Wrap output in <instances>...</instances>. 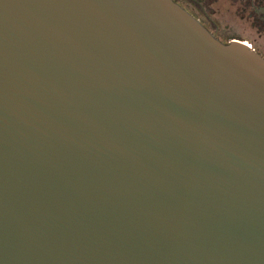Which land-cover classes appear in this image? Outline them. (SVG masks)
<instances>
[{"label": "water", "instance_id": "1", "mask_svg": "<svg viewBox=\"0 0 264 264\" xmlns=\"http://www.w3.org/2000/svg\"><path fill=\"white\" fill-rule=\"evenodd\" d=\"M0 264H264V56L173 0H0Z\"/></svg>", "mask_w": 264, "mask_h": 264}, {"label": "flooded vegetation", "instance_id": "2", "mask_svg": "<svg viewBox=\"0 0 264 264\" xmlns=\"http://www.w3.org/2000/svg\"><path fill=\"white\" fill-rule=\"evenodd\" d=\"M221 42L240 40L264 56V0H173ZM199 4H198V3ZM202 6V7H201ZM256 9V10H255ZM253 39L251 41L250 39ZM261 40V42H257Z\"/></svg>", "mask_w": 264, "mask_h": 264}, {"label": "rangeland", "instance_id": "3", "mask_svg": "<svg viewBox=\"0 0 264 264\" xmlns=\"http://www.w3.org/2000/svg\"><path fill=\"white\" fill-rule=\"evenodd\" d=\"M250 40L254 42V40L252 38ZM257 42L259 43V42H261V40H257Z\"/></svg>", "mask_w": 264, "mask_h": 264}]
</instances>
